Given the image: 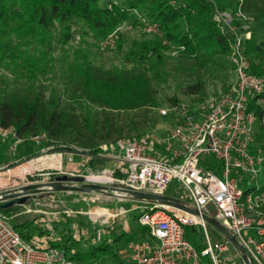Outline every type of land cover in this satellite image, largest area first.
<instances>
[{
	"label": "trees",
	"instance_id": "obj_1",
	"mask_svg": "<svg viewBox=\"0 0 264 264\" xmlns=\"http://www.w3.org/2000/svg\"><path fill=\"white\" fill-rule=\"evenodd\" d=\"M222 8L240 9L250 19L251 35L244 52L250 72L264 77V0H0V61H11L17 68L15 76L25 82L10 92H0V131L12 128L23 138L15 147L17 160L8 167L42 153L30 140L39 134L48 139L44 143L50 145L48 151L73 146L97 151L101 144L138 139L151 131L147 124L155 119L152 110L171 121V116L159 114L154 86V82H167L171 75L168 59L180 64L173 70L194 76V83L185 87V94L196 95L193 100L207 94L201 76L204 70H227L214 91L224 90L232 76L229 54L233 36L213 19L215 9ZM121 27L138 28L140 36L130 38ZM76 34L79 46L65 50L63 45ZM108 38L119 50L123 64L105 67L93 61L92 48ZM53 42L62 45L59 67L49 59ZM48 74H53L56 82L42 86L38 78ZM169 101L171 105L179 100L170 97ZM248 109L255 115L254 141L263 146L264 91L249 99ZM1 140L0 167H4L7 143L13 140ZM0 213L10 218L24 240L62 248L77 262L107 252L105 245L79 248V238L63 214L51 223L59 235L53 238L46 218L30 217L21 205ZM132 222L133 232L123 231L113 243L137 241V233L145 236L146 230ZM185 236L197 243L193 229Z\"/></svg>",
	"mask_w": 264,
	"mask_h": 264
},
{
	"label": "built area",
	"instance_id": "obj_2",
	"mask_svg": "<svg viewBox=\"0 0 264 264\" xmlns=\"http://www.w3.org/2000/svg\"><path fill=\"white\" fill-rule=\"evenodd\" d=\"M213 19L222 31L227 30L233 36L229 54L232 76L224 90L159 108V114L171 116L173 123L164 132L151 130L138 139H117L101 144L97 151L76 146L48 151V145L42 149L44 155L26 160L56 155L53 169L47 171L43 167L30 176L42 178L40 183L63 175L80 176L82 185L111 187L109 191H89L91 202H99L101 198L113 201L114 193L117 201L131 204L114 209L95 206L85 212L89 221L101 226L115 223L123 215L129 218V214L134 213L131 219L146 232L140 240L128 244L127 264H219L229 242L214 240L209 235V223L204 215L216 219L235 236L251 264H264V132L263 146L256 144L255 115L248 109L249 99L264 91V77L250 72V61L244 52L245 41L251 35L248 16L240 9L234 12L222 8L215 9ZM146 30L150 31L151 27ZM0 133L13 140L11 149L23 140L12 128ZM30 140L36 145L48 142L44 134ZM77 160L82 163V170L63 168L64 161L75 163ZM133 192L166 196L180 204L188 201L190 206H183L195 212L171 203L137 198ZM37 193L46 194V205L51 209L37 207L42 205L39 201L34 207L21 205L24 213L69 216L74 212L61 208L65 206L63 201L50 187L31 194V201ZM187 227L193 229L199 247L186 238ZM94 239L97 243L102 240L100 228L95 230ZM203 258H207V262ZM0 264L75 262L62 248L34 245L24 240L10 218L0 213Z\"/></svg>",
	"mask_w": 264,
	"mask_h": 264
},
{
	"label": "rangeland",
	"instance_id": "obj_3",
	"mask_svg": "<svg viewBox=\"0 0 264 264\" xmlns=\"http://www.w3.org/2000/svg\"><path fill=\"white\" fill-rule=\"evenodd\" d=\"M219 1H226V0H219ZM121 30L125 31L127 33V36L130 38L133 37H139V29L138 28H128L125 29L124 27H121ZM111 36V35H110ZM110 38V37H109ZM107 39L100 41L96 47L92 48L91 50V56L93 61L96 64L104 65L105 67H109L111 65H118L123 64L122 56L119 53V50H117L116 45L113 44L112 39ZM52 48L50 50V63L53 64L55 67H59V62L62 49L60 46H62L60 43L55 44L53 42ZM79 36L76 34L75 38L72 39L67 45H63L65 50H72L76 49L77 46H79ZM11 61H0V92H10L18 87H21L22 84L25 82L23 80L18 79L15 75V70H17L16 66L9 63ZM180 66V64L176 61V59H168V69L171 70V75L168 77L167 82L165 83H156L154 82V86L156 89V93L158 96V100L161 107H166L168 103H170L169 98L175 97L177 100L182 101H192L193 98L196 97V95H187L185 94V87L187 85H190L194 83L195 78L194 76H190L189 74L185 73L184 71H176L173 70V68ZM228 73L227 70H214L212 72L204 70L201 72V76L204 83V90L205 92L212 93L215 92L217 88L220 87L221 83H223L222 77ZM194 80V81H193ZM38 81L42 84V86H50L51 84H55L56 78H54L53 74H48L46 76H40L38 78ZM37 81V82H38ZM38 85V83H37ZM138 112H131V114H135ZM141 113V112H140ZM138 113L137 115H139ZM152 118L155 121H151L149 124H147V127L149 129L153 128L152 130L156 132H164L167 128L173 126L172 121L169 119L163 120L160 116H157V112L155 110H152L150 112ZM124 115V114H122ZM150 126V127H149ZM147 127H145L147 130H149ZM1 138H5L2 135H0ZM0 138V140H1ZM2 141V140H1ZM4 142V141H2ZM7 162L4 167H0V192L5 190H11L15 187H18L20 185H25L29 183H35V182H42V178L37 179L34 176V179L31 180L28 178L30 175H36V173L40 172V169L45 167L48 171V169H53V160L56 159V155L47 154L49 156L41 157L39 160H30L25 161L20 164H17L13 167H8V164L14 162L17 160L16 149L10 148V141L7 143ZM35 148L40 149L42 152V149L44 148V144L41 143L38 146H35ZM45 151V150H44ZM44 155V153H42ZM41 155V154H40ZM42 156V155H41ZM40 156H37V158ZM66 161V160H65ZM64 164V167L66 170H69V166L73 163H66ZM30 167V168H29ZM50 167V168H49ZM29 168V169H28ZM83 169V166L81 167V170ZM27 170V171H26ZM25 171V172H24ZM78 171V170H77ZM80 171V170H79ZM42 177V176H38ZM54 179V178H52ZM82 178L80 176H72L68 181H65L64 184L67 185H73L75 184L76 187H80L82 185ZM249 186V185H247ZM89 191H81V190H72L70 192L67 191H61L58 190V195L56 196L60 200L63 201L64 207L61 208H67L71 209L74 212L71 213L69 216H65L67 218V222H69V226L71 228V232L75 234L76 237L79 239V248L81 247L82 250H86V248L90 245H105L106 246V253L101 254L98 253L96 256L88 258H85L83 262H77L75 259V264H121L119 260L122 262V264H127L129 261V248L128 244L130 242H133V240H129L127 242L123 240H118V243H113L114 238L123 231L128 232L132 231L133 229V219L131 217L134 216V213L128 215H123L122 218H119L116 220L115 223H112L110 225H99L98 223H92L89 221L87 215L85 212H87L89 209L95 207V206H108L110 208H117L120 206L128 207L131 204L127 202H119L116 199V196L113 194V201L110 200H102L101 201H95L91 202L88 197ZM43 196V197H42ZM46 202H44V201ZM42 202V205L37 206L35 202ZM46 200V194H36L35 200L30 201V205L34 207L36 205L37 207L41 208H50L51 207L47 204ZM182 205L190 206L188 201H181ZM60 205V204H59ZM75 211H80L82 213H77ZM26 213V212H25ZM30 217H33V215L40 216V213L36 212H27ZM61 216V213L58 214ZM60 219V218H58ZM123 226L125 229H123ZM48 228V227H47ZM100 228L102 230V240L100 242H96L94 239V232L96 229ZM191 228L187 227V231H189ZM48 231H51L48 229ZM133 232V231H132ZM208 232L209 235L214 240H224L226 239L228 243V249L222 254L221 262L219 264H245L240 251L229 241V239L219 230H217L214 226L211 224L208 225ZM58 234V233H57ZM198 237H199V233ZM224 235V236H222ZM135 239H141V235L137 233L135 235ZM197 240V239H196ZM196 245L199 247V241H197ZM204 262H207V258H203Z\"/></svg>",
	"mask_w": 264,
	"mask_h": 264
},
{
	"label": "water",
	"instance_id": "obj_4",
	"mask_svg": "<svg viewBox=\"0 0 264 264\" xmlns=\"http://www.w3.org/2000/svg\"><path fill=\"white\" fill-rule=\"evenodd\" d=\"M71 177H68L67 175H63L60 177H57L54 181L44 182V183H30L26 185H20L18 187H15L11 190H5L0 192V198L3 199L2 202H0V211H4L14 205H27L31 201V194L36 193L39 189L43 187H50L51 189L58 191H72V190H81V191H109L111 190V187L105 186V185H99V184H84L80 187H76L75 185H67L64 184L65 181H68ZM82 180V179H81ZM133 194L137 198L142 199H148V200H154L162 204L171 203L173 206L184 209L190 212H195L194 210L184 207L181 205L176 199H171L166 196H160L157 194L152 193H145V192H133ZM204 218L208 221L209 224L214 226L217 230L222 232L229 241L240 251L241 257L245 264H251L246 251L243 249V247L239 244L237 239L233 234H231L229 231H227L216 219L212 217H208L204 215Z\"/></svg>",
	"mask_w": 264,
	"mask_h": 264
},
{
	"label": "crops",
	"instance_id": "obj_5",
	"mask_svg": "<svg viewBox=\"0 0 264 264\" xmlns=\"http://www.w3.org/2000/svg\"><path fill=\"white\" fill-rule=\"evenodd\" d=\"M81 167H82V163L77 160L75 163H73V164H71V166H69V170H71V171H77L78 170L79 171V170H81ZM99 193L102 194V192H99ZM59 216L60 215H47V216L42 215L40 217L39 221H44L45 218H46V220H47L46 226L49 228V226L52 227V224H51L52 221H56ZM48 233H49L50 237H53V238H58L59 237V235L57 233L53 232V228H52L51 231H48Z\"/></svg>",
	"mask_w": 264,
	"mask_h": 264
},
{
	"label": "bare ground",
	"instance_id": "obj_6",
	"mask_svg": "<svg viewBox=\"0 0 264 264\" xmlns=\"http://www.w3.org/2000/svg\"><path fill=\"white\" fill-rule=\"evenodd\" d=\"M97 212L101 213L102 211L100 209H97Z\"/></svg>",
	"mask_w": 264,
	"mask_h": 264
}]
</instances>
